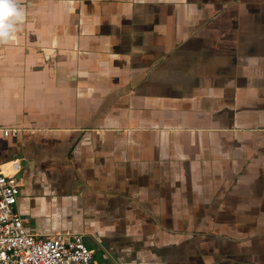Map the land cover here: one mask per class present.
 <instances>
[{"label":"crops","instance_id":"0c3cea01","mask_svg":"<svg viewBox=\"0 0 264 264\" xmlns=\"http://www.w3.org/2000/svg\"><path fill=\"white\" fill-rule=\"evenodd\" d=\"M17 4L0 163L24 229L97 264H264V0Z\"/></svg>","mask_w":264,"mask_h":264},{"label":"built area","instance_id":"2783aa9c","mask_svg":"<svg viewBox=\"0 0 264 264\" xmlns=\"http://www.w3.org/2000/svg\"><path fill=\"white\" fill-rule=\"evenodd\" d=\"M0 134L14 137L17 129L0 128ZM19 170L16 160L0 163V264H97L82 233L63 230L38 235L24 229V219L15 208Z\"/></svg>","mask_w":264,"mask_h":264},{"label":"clouds","instance_id":"9594fccd","mask_svg":"<svg viewBox=\"0 0 264 264\" xmlns=\"http://www.w3.org/2000/svg\"><path fill=\"white\" fill-rule=\"evenodd\" d=\"M22 17L17 0H0V39L8 37L14 23Z\"/></svg>","mask_w":264,"mask_h":264}]
</instances>
